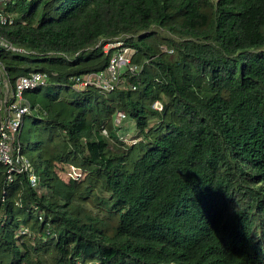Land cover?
<instances>
[{"label": "trees", "instance_id": "trees-1", "mask_svg": "<svg viewBox=\"0 0 264 264\" xmlns=\"http://www.w3.org/2000/svg\"><path fill=\"white\" fill-rule=\"evenodd\" d=\"M0 13L11 83L47 76L23 92L30 170L8 179L0 163V264H264V0H6ZM117 41L139 70L76 87Z\"/></svg>", "mask_w": 264, "mask_h": 264}, {"label": "built area", "instance_id": "built-area-1", "mask_svg": "<svg viewBox=\"0 0 264 264\" xmlns=\"http://www.w3.org/2000/svg\"><path fill=\"white\" fill-rule=\"evenodd\" d=\"M6 0H0L5 2ZM11 19L0 13V23L5 24ZM7 48L12 46L0 40ZM115 47V51L109 57L105 69L98 72H90L82 76H75V86L83 88L87 85H95L101 90H112L119 83L121 74L129 72L134 74L139 67L131 62L130 47L124 46L121 41L105 44L104 51ZM130 48V49H129ZM47 76L40 71H31L28 74H21L11 83L4 68L0 65V87L2 95L0 96V163L6 166L7 178L11 179L12 172H22L30 170L29 162L19 154V143L17 133L19 132L23 117L30 110L29 104L24 99L23 92L33 89L46 83ZM134 89L135 87L132 86ZM153 107L161 109L159 101L153 103ZM124 114L118 112L116 122L123 119ZM68 172L70 177L78 176V171L73 167ZM32 185L36 183V176L33 172L28 174Z\"/></svg>", "mask_w": 264, "mask_h": 264}, {"label": "rangeland", "instance_id": "rangeland-1", "mask_svg": "<svg viewBox=\"0 0 264 264\" xmlns=\"http://www.w3.org/2000/svg\"><path fill=\"white\" fill-rule=\"evenodd\" d=\"M1 3H2V2H1ZM129 49H130V48H129ZM130 52H133V48L130 49ZM122 75H123V74L120 75V77H119V83H118L116 86H120V85H125V84H126L125 77H123ZM131 87H132V86H131ZM120 131H121V128L119 129V127H118V132H120ZM124 139H125L126 141H129V140H130V139H129V135H125ZM71 169H72V168L70 167L69 171H70ZM74 169H75V168H74ZM69 171H68V172H69ZM68 172H66L65 174H64V173H61L60 176L66 178V176H68Z\"/></svg>", "mask_w": 264, "mask_h": 264}]
</instances>
